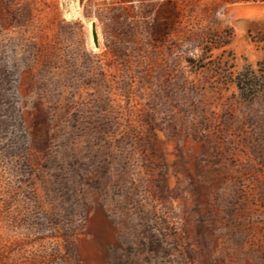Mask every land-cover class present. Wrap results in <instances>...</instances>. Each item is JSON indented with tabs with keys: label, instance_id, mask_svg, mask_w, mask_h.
<instances>
[{
	"label": "rangeland",
	"instance_id": "374dc122",
	"mask_svg": "<svg viewBox=\"0 0 264 264\" xmlns=\"http://www.w3.org/2000/svg\"><path fill=\"white\" fill-rule=\"evenodd\" d=\"M0 264H264V0H0Z\"/></svg>",
	"mask_w": 264,
	"mask_h": 264
},
{
	"label": "trees",
	"instance_id": "16d2710c",
	"mask_svg": "<svg viewBox=\"0 0 264 264\" xmlns=\"http://www.w3.org/2000/svg\"><path fill=\"white\" fill-rule=\"evenodd\" d=\"M237 87L245 98H248L249 96H251V94H249V92L247 91L248 90L247 88H243L241 85H239V80L237 83Z\"/></svg>",
	"mask_w": 264,
	"mask_h": 264
},
{
	"label": "water",
	"instance_id": "95a60500",
	"mask_svg": "<svg viewBox=\"0 0 264 264\" xmlns=\"http://www.w3.org/2000/svg\"><path fill=\"white\" fill-rule=\"evenodd\" d=\"M92 40H93V43L96 45L97 44V38H96V32H95L94 23H92Z\"/></svg>",
	"mask_w": 264,
	"mask_h": 264
},
{
	"label": "bare ground",
	"instance_id": "6f19581e",
	"mask_svg": "<svg viewBox=\"0 0 264 264\" xmlns=\"http://www.w3.org/2000/svg\"><path fill=\"white\" fill-rule=\"evenodd\" d=\"M78 13V12H77ZM90 43V42H89Z\"/></svg>",
	"mask_w": 264,
	"mask_h": 264
}]
</instances>
